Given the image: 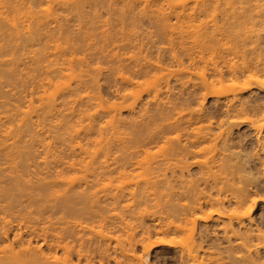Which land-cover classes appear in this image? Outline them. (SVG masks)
<instances>
[{
  "label": "bare ground",
  "instance_id": "1",
  "mask_svg": "<svg viewBox=\"0 0 264 264\" xmlns=\"http://www.w3.org/2000/svg\"><path fill=\"white\" fill-rule=\"evenodd\" d=\"M10 1L11 2L7 1V3H10V4H8V6L6 5L7 7H6L5 11L1 12L0 23L2 24V26L4 28L0 24V27H1L0 28V32H1L0 34L2 35L4 29L6 30V28H8V31L10 30V32L4 31L6 33L2 36L6 37V34H9V37L7 35V37L9 39L4 40V41H11L12 40L11 42L14 44H16V42H13V41H16L17 39L19 41L21 39L23 41L24 40L25 41L26 40L27 41L28 40L34 41V39H38V38H42V37L44 38V36H41L42 35L40 33L41 31L38 32V30H35V31L33 30L34 33H32L31 29H33V28H30V27H33L32 26L34 24L33 19H36L37 13L41 12V11H43V12H41L43 14H44V12H46V13H45V15H43V14L40 15L41 17L38 15L39 16L38 19L45 18L46 20H49V22L50 21L53 22L51 20V18H53L55 24L56 25L58 24L57 25V27H59L58 33H60V30H62L61 33L59 34V37L57 36L56 39H58V40H61V39L65 40L66 39V41H67L70 39L86 38V37H89L90 35H92V36H90V38L93 37L94 35L89 34L88 31L84 32L83 34L82 33L80 34L79 31H78L79 34H75L74 31L73 32L70 31L71 30L70 28H72L76 22L80 21L79 24L83 25L84 23H82V21L86 20L87 22H91V21L94 22L93 19H95V21H96V19L100 20L102 22L101 25H103L104 23L108 24L109 22H111L110 25L113 23L114 26L116 25V27H118L119 25H122V26L130 25L132 27V25H134L136 28V26H138V25H149L152 28H155V30H157L156 34H159L158 32H160L159 30L162 27L163 28L164 27L166 28V26H167V28L173 27L176 23L180 22L182 19H186V18L190 17L191 20H189V18H188V20L191 22V24L193 21L199 22V24L197 26L199 28L201 23H203L202 20L205 19L204 17H207L208 14H210L209 12L212 9L213 10L217 9L216 8L217 6H222L224 8V9L223 8L222 9L226 12V16H227V17L225 16L226 20L224 19L225 24H227L226 28L227 29L229 28L230 32L231 31L234 32V33L233 32L232 33L235 34L234 38H236L237 41L239 39H241L240 37L242 35L240 36V34H242V33H240V32L245 31V32H243V34L244 33L246 34V38H245L246 41L249 38L250 41L253 43L259 42L258 44H260V41H262L264 44V33H263L264 32V20H263L264 19V3H263L264 0H219L218 3H214V1L212 2V0L211 1L210 0H13V1L10 0ZM217 1H215V2H217ZM47 3H49V4L51 3V4H50V6L48 4L49 7L45 9L43 6L46 5ZM52 3H53V5L57 6L56 9H54V6L52 5ZM11 5H13L12 9L14 11L11 9ZM0 6H2V2L0 3ZM49 8H51L53 11L51 9L49 10ZM11 11L13 12V13H11L12 15L15 13L13 18L9 14ZM46 14H50L51 17H49L50 15L49 16L47 15L49 17V19H47ZM71 14H75V16L74 15H72V16L76 19H74L73 17H72L73 19L70 18ZM9 15L11 17H9ZM9 18L10 19L12 18V19L9 21ZM23 18H26V19L32 18L30 20L33 22V24L31 23L30 20H27V22L25 19L22 20ZM201 18H202V20H201ZM79 19H81V20H79ZM24 21H25V23H28L30 21L29 24H31V26L29 24H26L27 29H28V25L30 26L29 30H24V28H25L24 27V25H25ZM86 21H84V22H86ZM103 21H104V23H103ZM186 21H187V19H186ZM46 22L47 21H45V20H44V22L42 21V23H43L42 26H44V23H46ZM182 22H180V24ZM9 23H12V24H10V25H12V27H9L10 26ZM94 23H92V27H94V25H93ZM99 23L100 22L98 21V23H95V24L97 25ZM38 24L40 26V22L39 23L37 22V25ZM55 24H54V26H55ZM76 24H78V23H76ZM87 25H88V23H87ZM110 25H108V28ZM103 26H105V25H103ZM180 26H182V25H180ZM89 27H91V26H89ZM99 27H100V24H99ZM112 27L113 26H111V29H112ZM96 28H97V26H96ZM198 28H196V29L198 30ZM204 28L206 29L207 27H204ZM50 29H52V28L50 27ZM54 29H56V28L53 27V29L51 31H53ZM205 29H203V32H198V34H200V35L203 34L202 35L203 36L202 42H204V43H205L204 40H206L204 38L208 39V37L205 36V35H207V34H205V32L207 33V31H208V33H210V31L207 30L208 28L206 29V31H205ZM77 30H78V28H77ZM93 30H95V29H93ZM28 31H30V32L27 34ZM51 31H48L49 32L47 34L48 36H52ZM35 32H38V33H35ZM111 32H113V31H111ZM117 32H118V30H117ZM123 32L124 31H122L121 33H123ZM58 33H56V35ZM102 33H103V31H102ZM114 33H116V31ZM196 33H197V31H196ZM212 33L214 34V32H212ZM212 33H211V35L210 34H208V35L212 36ZM49 34H51V35H49ZM111 34H113V33H111ZM1 35H0V37H2ZM100 35H102V34H100ZM104 35H106V34H104ZM104 35H102V36H104ZM136 35H138V34H136ZM139 35H141V34H139ZM150 35H151V33L149 34V36ZM154 35L155 34H153V36ZM161 36L162 35H160V37ZM165 36H166V33H165ZM5 37H2L1 39H5ZM54 37H56L55 33L53 34V38ZM98 37H99V33H98ZM113 37L116 38L118 36L116 35ZM113 37H111V38H113ZM129 37H132V36L129 35ZM49 38L52 39V37H49ZM149 38H151V36ZM1 39H0V41H1L0 42V51L6 52V49H4V48H7V50L8 49L10 50L11 48L13 49L14 47H16V45H13L11 42H8V43H11V46L8 43L6 44L5 42L4 43L7 45V47L4 46L5 44L3 43V41ZM45 39H48V38H45ZM196 39H195V41H196ZM182 41H184V40H182ZM1 43H2V45H1ZM198 43H199V41H198ZM245 44H246V42L244 43V41H243V44H241V45L244 46ZM195 46H196V44H195ZM17 47H20V46L17 45ZM204 48H205V46H204ZM12 49L10 50V52H9V50L7 51L10 53V55L8 53L7 54L2 53V55H0V62H1L0 65L6 66V64L8 63V66H6V68L8 69V67H9L8 72H7V69L5 67H4V71L6 70L5 72L0 71V81H1L0 83H5V82L11 83V81H7V78H6V81L4 80L5 82H3V79H5V76L6 77L9 76V77H11V79H14L13 78V76L15 75L14 66L18 60L16 61V59H17V57L15 55L16 52H13L14 49L13 50ZM17 49H19V48H17ZM255 50H256V48H255ZM200 51L201 52H199V53H202L201 47H200ZM252 51L254 53V50H252ZM11 53L13 55H11ZM0 54H1V52H0ZM14 55H15V57H14ZM175 56H176V54H175ZM175 56H173L174 59H175ZM5 57H7V58L9 57V58L7 59ZM200 57L201 56H199V58ZM194 58L196 59V57H194ZM3 62H6V64ZM54 64H55V62H54ZM182 64L183 63H181L180 65H182ZM9 65H12L11 66L12 68H10ZM57 65H59L58 62H57ZM62 65H60V66H62ZM60 66L56 67L54 70L51 68L53 71L48 69L50 71V74L53 73V76H51V75L47 76L49 73L48 74L46 73L47 78H46V81L44 83H42V85H43V88L48 86L47 88L48 89L50 88V89L46 90V88H44L45 89L44 94H46L47 92H50L52 89H53V91H51L52 93L50 92L51 93L50 97H49V95H47V98L49 97L48 99L42 98L44 103L41 101V99L38 100V101H40L39 107L41 106V103H42V106L44 105L43 107L45 108V104L47 105V102L49 101L48 105L50 106V109H49L50 112L53 109H54V112H56L55 109L58 106H60L61 104L63 107V103H64V102L62 103V101L59 102V99L63 98V101H64V99H66V97H68V98L73 99V100H71L72 102H74L72 104L78 105V102L83 103L85 101V103L87 102L89 106H91V107L95 106V108L99 107L101 110L99 108L98 109L100 111L104 112V110H103L104 106L110 105V104H107L106 102L104 103L101 96H99L100 94L98 93V83L96 80H93V78L91 79L92 75H90V77H88L89 80H86L88 78H84L83 76L82 77L84 79H82L80 75L77 78L78 74H76V76L74 75L75 77H72V73L74 74L75 71H73L74 70L73 67H72L73 68V70H72L71 65H70L69 71L72 73L69 72L70 74H67L65 72L64 66H63V68ZM53 67H54V65H53ZM2 68L3 67H1L0 69L2 70ZM157 68L160 69V71H162V70L167 71V74L170 76L176 74V76L178 77V75H179L178 73H176L177 70L174 69L172 66H171V68H173V69H171V70H170V68L168 69L167 67L166 68H164L162 66L159 67V64H158ZM184 68H185V65H184ZM181 69H183V67H181ZM67 70H68V68L66 69V71ZM143 72H144V70H141V71L139 70L138 74H144ZM238 72H241V71H239L237 69V67H235V66H232L230 68L215 67L213 69L212 73L208 76V78H205L203 80V84L201 83L203 86L201 88L206 90L205 97L208 95H210V96L213 95V97L217 98V100L214 103L216 111L221 110V109L222 110L225 109V111H223V113L225 114V116L228 117L226 119V121L224 120L225 122L223 123V126H222V127H224V131H222L223 132L222 133V136H223L222 137V139H223V145L222 146L224 147L223 148L224 154H225V152L227 154H225V155L223 154L224 155L223 158H222V156L220 157V161H222V162H220L221 163L220 165H218L217 162L215 163L216 165L221 167L220 168L221 171L219 170L221 174L219 172L213 170V169H215L214 167L216 166V165H214L215 161L213 158H212L213 163H210V160L208 161L207 157L205 155H204V157H206V158H203V160H202V158H200V157H202L201 155H202V153H204V151H203V149L198 148L199 147L198 144H199L200 140L202 143L203 139L206 140V138L212 137L213 136L212 131L210 130V131L205 132L203 130V128H200V127H198L199 129L194 128L197 131H194V134H193L194 139H192L193 138L192 136L189 137V134H190L189 132H191V131H189V129H191L190 124L187 125L186 123H184L182 118L181 119L179 117L174 118L173 117L174 114L172 113V110L169 109V107H168L169 111L166 113L164 112V110H161L165 116L163 114H159L160 117L159 116L158 117L159 118L162 117V119L159 120L160 123L162 122L160 125H158L159 123L155 122L156 123L155 129L154 128H153V130L149 129L151 131H149V132L147 131V134L144 138L142 136H140V138H138L139 136L137 137L138 140L142 139L141 142L138 141V144L142 143V144H140L142 148L139 147V149H141V151H144V153L142 152L143 154L139 151V149L136 150L138 147L135 146L134 141H136L137 138H136V140L131 139V140H133V143H132V141H129L130 139L127 140V141H129L128 144L129 143L134 144V146L136 148L135 147H132V148H134L133 150L139 152V155L145 156V154L147 153L146 157H145L146 161H147V157L149 156L148 155L149 152H151L149 149H147L148 145L150 147L151 146L150 144L163 143L164 145H160V151H161V147L163 150H164L163 146L166 147V150H164L165 151L164 153H162V151L161 152L158 151V149H157V152H159L161 154V157H160L161 159L159 158L160 160H158V159L151 160V163H152V161L153 162L157 161L156 164L153 163L154 164L153 165L150 163V161L149 162L147 161L148 162L147 165H150L151 168L148 166H146L147 168L144 167L142 170V173L140 171L141 174H139V175L135 174V172H134L135 176L138 175V177H141V179L137 178V179H139V180H137V182H136V180H133V178H132L133 176L131 175L132 172L130 173V171H131L132 167H133L132 170H135L134 164L135 163L140 164V162L138 161V159H136L137 157L135 159L139 163L137 161H134V159L132 157H129L130 159L125 158L128 155L127 150L124 151L123 149H121L124 152L119 150L120 153H124L126 155H124V157H122L123 160H119L120 162L116 163L117 165L115 164L116 165L115 167L114 166L112 167V165H110L111 167L106 166V164H102V162H103L102 160L99 163L98 159H96V157L102 152L103 146H101L99 149L96 150L97 152L98 151L99 152L95 153L94 160L89 159V158H93L92 153H93L94 149L98 147L99 143L101 144V141L105 140V139L101 140L103 138L102 136L99 139V136L102 135L101 131H102V128H104V126L100 127V129L98 130L100 133L97 134V133H95V131L93 132V134L95 133L98 135V137H96V136L95 137L100 142L95 138L98 142V145L95 144L97 147H94V149L93 148L91 149L92 157L88 156V158H86L87 154L90 152V151L88 152V150H90L88 148H90L91 145H94V144H90V146H89L88 144H86V142H88V141L90 143L92 141L96 142L95 140H93L94 136L91 137V135L87 134V132H86L88 129L91 130L90 132H92L95 129V125H94L95 119L93 120V122H94L92 124V125H94L93 127H92V125L90 126L88 121L91 120V118L92 119L98 118L96 116L99 115V113H100V112L98 113L97 111L93 113V111L91 110L93 108L90 109L91 113H92L90 115H87L85 112H83L86 114V117L89 119L87 121L88 122L87 124H89L88 125L89 127H87V130H85L84 132H86L87 135H90L89 139L93 138V139H91V141L88 140L85 142L86 149L83 148V147H85L83 145L82 146L77 145L78 144L77 141H74V139L72 140V138H70L71 140L67 139L68 141H70L69 143H67L66 139L63 138L64 139V141H63V140H61L62 137H60L59 140H60V143L61 142L62 143L61 144L59 143V146L63 144L62 146H64L65 149L68 147L67 150L69 152H70V150H72L71 154H74L76 152V150H74V148L76 146H78L77 147L78 150L80 147L81 150L79 151V153L82 150L87 151L88 153L84 151V153H86L85 154L86 156H84V157L86 159H89L93 163H95L96 162L95 160H97L100 167L97 166V163L95 164V166L93 165L91 167V165L93 164L92 162H90L89 165H88V163L84 164L85 162L89 161V160L87 161L86 159H85V162L82 160L83 164L88 165V167L90 169L88 167L84 168V165H81L79 163L80 161H78V160H81V159H78V160L76 159L78 162L77 161L75 162L72 160H71V162H69V161L67 162L65 159H63L66 162L63 163V161H61L62 162L61 163V162H58L61 158V157H59V160L58 161L56 160V163L58 162V164L55 163L57 166L54 164L56 166V167H54L52 164L53 167H51V168H55L53 170L54 174L51 173L50 176H48V177L44 176V177H46V180H43L45 178L42 177V180L44 182H42V180L39 182V180H38L39 183L36 182L37 183V185H36V183L35 184H29L28 183L31 180H32L31 183H33V180H34V179H32L33 177L31 176L32 173L29 174V171L26 174H27V176L30 175L32 178L28 176V178H26V179H28L29 181L28 180L25 182L21 181L22 178H24L23 176L25 174H23L24 172H21L19 169L23 168L24 165L18 164L17 163L18 161L17 162L14 161L16 163H14L15 165L11 166V167H13V169L10 172L7 169V167L9 168V165L12 163V160H10V163H6V161H5L4 163L8 164L5 167V169L8 170V172L12 173V174L11 175H9L8 173L4 174V172H7L4 169V167H3L4 171L1 170L2 168L0 169L1 172L3 171L2 173L5 175V177L8 176L7 179L5 177L2 178V176H4L2 174L0 176V204L4 205V206H0V264H109L111 261H114L115 264H147L148 258L146 257V255L141 256L137 252L136 246L138 243H141L140 245L146 246V244L144 245L143 243H145L148 240L151 241V236L154 234L157 236L156 238L158 241V242L154 241L155 244L160 243L161 245L165 244V245H169V246L176 244V243L178 244L179 241L175 240L174 238H173V240H171L172 237L175 236V238H176L177 235L179 238L182 237L181 234H183L185 231H187V227L189 228V226L195 228L196 226L199 225L201 227L200 231L202 233L203 232L202 229L204 227H205V229H207L206 223L214 220V219H212L213 214H214V212H213L214 210L213 211L211 210L212 212L210 213L208 211L209 208H211V209L217 208L218 210H216V212L218 211V212H220L219 214L221 216L229 218V225H227V226L225 225L226 226L225 234L230 233L231 235H233V237L234 236L239 237L241 240L239 242L240 246H243L244 247L243 249H245V251H246V254L245 253L244 254L248 256L247 252L249 253L248 257L247 256L245 258L239 257V255L241 256V254H238L239 252H237L239 245H237V247H236V246H234V244H232V242L229 239H227V240H229V242H228L229 245L227 244L228 246H225L227 248H225V251H223V252H225L224 253L225 257L228 254V256L226 257V259H227L226 261L228 263L230 262L231 264L233 262L234 263L235 262L236 263L237 262H239V263L244 262L245 264H256L257 262H261V261L263 262L264 261V178H263L264 174H261V172H259L257 169L256 170L258 172H256L254 170V162L256 160L254 161L255 157L252 158L250 156L251 153L248 155H244V153L242 154L239 151L236 152L237 151L236 149H238V146L240 147V149H242L241 148L242 146H240L242 142L247 140V141H250L251 143H253L251 140L253 137H256L255 136L256 134L258 136V134L260 133L259 131L262 129V125H260V124H262V122H259V123L256 122L255 123V121L248 120V119H245L244 121H241V122H235V121L230 122V119H229L231 117V114L234 111L237 113V111L242 112V111L246 110V108H245L246 102L242 101L243 93H246L247 90H251L252 86H254L255 83H260V78H259L260 76L255 75V74H257V73H255V74L249 75L247 77V79H245L243 82H240L239 77L236 76V73H238ZM131 74H133V73H131ZM230 74L235 75V76H233L234 77L233 83L230 86L222 87L221 89H216L215 85L216 84H222L225 81L226 76L230 75ZM70 75L72 78H75L76 83H73L74 79L70 78V80L72 82L69 80L73 85H75L74 87L70 83L67 84L68 82H66V80H65V78H68L67 76H70ZM87 75H88V73L85 74L84 76H87ZM135 75H136V72H135ZM121 76L124 79V81H122L123 84L125 86L126 85L127 86H126V88L122 87L125 89L123 92H121L122 94L119 92L120 97H118L119 95L117 96L119 98V99H117V101L119 100L118 102H114V104L112 103V105H110L108 107L106 106L107 110H111V111L113 110L115 112V114L113 116H110L109 119H111V120H108V122L106 121L108 124L110 123L109 125H111L113 127L116 124V121H118V120H119L118 124H119V122H121L123 124L126 121L121 117V111H124V109L125 110L128 109V110L134 112L136 109H139V108H137L138 102H139V104H141L140 100H141V96L143 94L141 92L135 91L134 88L135 87L139 88L145 84H148L147 82H149V81L146 82L144 79H143V81L142 80L140 81L139 79L135 80V78L138 77V75L135 78H133L134 76L130 77L129 75L126 76V75L121 74ZM142 76H141V79H142ZM180 76H181V74H180ZM151 78H152V76H151ZM176 81H177V78H176ZM8 83H7V85H11ZM11 87H12V89L7 91V93H9V95L11 94L10 96L13 97L12 99H7L8 97L5 96L6 93L4 94L2 92V89L0 90V122H1L0 124L5 126V129L3 131L6 133V134L2 133L3 136L2 135L0 136L2 138L4 137L3 138L4 140L0 138V154L2 153V155H0V156H3V157H0V158H2L1 162L3 161V159H5V160L7 159V161H8V159H10L11 156L15 157L13 155H15V153L17 151L16 148L18 146H20V143L22 144L23 143L22 140H24V139L21 140L19 138L21 141L20 142L19 139H17V137H19V134H20V132L18 134V131L21 129L20 127L23 126L24 123H26V121L24 122V119H22L21 123L23 122V125H21V123L19 122L18 119L22 115H24V116L26 114L28 115L27 112H30V110L32 109V106L34 107V105L33 104L31 105V103L28 101L29 104L26 107V110L28 109V111H26V112H25V110L22 111L21 107L19 106V104L17 102V99L15 98L17 95L16 87L15 86L13 87V85H11ZM57 90H58V92H57ZM14 92H16V93H14ZM40 92L42 93V91H39V93ZM53 92H57L56 93L57 96H55V94ZM33 93L34 92H32V94ZM34 94H36V93H34ZM194 95H196V94H194ZM30 96L33 97L34 95L32 96L30 94ZM32 99H30L31 102H32ZM44 99L46 100V103H45ZM66 100H67L66 104H68V102H70V99H69V101H68V99H66ZM52 101H53V103H52ZM151 102L152 101L150 100V104H151ZM171 103H173V101ZM70 104H71V102H70ZM147 105H149V104H147ZM173 105H174V103H173ZM76 106L74 105L73 109H75ZM162 106H163V104L161 105V107ZM159 107H160V105H159ZM35 108H37V107H35ZM46 108L48 109L49 107H46ZM109 108H111V109H109ZM145 108H146L145 110L148 109L147 106ZM163 108H166V107L163 106ZM174 108H175V106L173 107V109ZM41 109H42V107H40V110ZM79 109H81V108H79ZM159 109L160 108H158V110ZM46 111H48V110H46ZM73 111L75 112V110H72V112ZM80 111H79V113H81ZM116 111H119L120 113H116ZM176 111H177V109H176ZM72 112H70V113H72ZM133 112H132V114H133ZM148 112H149V110H148ZM48 113H49V111H48ZM52 113H53V111H52ZM65 114L67 115L68 113H65ZM85 114L81 113V115H83V117H85ZM109 114H108V116H109ZM75 115H77V114H75ZM102 115H104V114H102ZM154 115L157 116L158 114L157 115L154 114ZM71 116H73V115H71ZM108 116H104V117L107 118ZM118 116H120V117H118ZM153 116L151 115V117H153ZM212 116H214L213 113H212ZM112 117L116 121H112ZM117 117H118V119H115ZM158 117H156V118L154 117L153 120L158 121V119H157ZM26 118H27V116H26ZM81 118H82V116L80 117V119ZM87 118H83V119H87ZM130 119H133V118H130ZM46 120H47V118H46ZM16 121H18L20 123V125ZM109 121L115 122V124L113 125V123H111ZM55 122H57V121H55ZM55 122L52 121L51 123H55ZM127 122L128 121H126V123ZM187 123H190V122H187ZM63 124H65V123H63ZM247 124L249 126L248 128H246L247 126L246 127L244 126ZM14 125H15V127H16V125L20 126V127H17L18 130L15 129ZM122 126L124 128L126 127L125 125H121V127ZM152 126H153V124H152ZM58 127L59 126H57L56 128H58ZM85 127H86V125H85ZM113 127H111V128H113ZM119 127H120L119 125H118V127H116V125H115V128H113L114 130L113 129L112 130L114 132H117L119 130ZM242 127H245L247 130L246 129L243 130ZM48 128H50V127H48ZM69 128L72 131L73 128H71V126ZM69 128L67 130H69ZM234 128H235V130L238 131V133L234 130ZM130 130H129V132H130ZM242 130H243V132H241ZM175 131H181V132L186 131L187 132L186 134H184V135L188 134L187 135L188 137L186 136L187 140L185 139L186 143L182 144L180 142V137H178V136L173 137V139H172V137L170 138L169 134H173ZM53 132H56V131L53 130ZM90 132L88 130V133H90ZM135 132H136V130H135ZM64 133H66V132H64ZM138 134H139V131H138ZM142 134L144 135V133H142ZM252 134H253V137H252ZM112 135H114V133L111 134V136ZM131 136L135 138V136H133V135H131ZM54 137L57 139V135ZM54 137H53V144L56 143V139ZM128 137L131 138L130 135ZM87 139H88V137H87ZM117 139H118V141H121L124 139V142H125V138H123V137L122 138L119 137ZM175 139H177L178 141ZM255 139H257V137ZM108 140L109 139H106V141H108ZM181 141H183V140H181ZM7 142H9V144ZM63 142H66L68 145L70 144V146L66 145L67 146L66 147L65 146L66 143H63ZM71 142H72V144H74L73 142H75V144L77 143L76 146L74 144V146H75L74 147L71 144ZM18 143H19V145H18ZM109 143H107V142L105 143V141H104V144H109ZM117 143H121V142H117ZM117 143L115 144L116 146H118ZM136 143H137V141H136ZM244 143H243V145L245 146L246 144H244ZM50 144L51 143H49V145ZM104 144H102V145H104ZM124 144H125V147H124V145H123V147L126 148L127 144L126 143H124ZM138 144H136V145H138ZM121 145H122V143H121ZM54 146H56V145H54ZM54 146H52V147H54ZM87 146H89V147H87ZM128 146L130 147L131 145H127V148H129ZM244 146H243V148H244ZM48 147H50V146H48ZM249 147H250V145H249ZM55 148L57 150V147H55ZM106 148H108V147H106ZM9 149L11 151V152L9 151L10 155H11V153H13V155H11L9 158H5L4 157L6 155L5 151L9 150ZM48 149L52 150V148H48ZM48 149H47V151H49ZM65 149L63 150L64 152H65ZM110 149H107V150H110ZM245 149H247V148H245ZM245 149H243V150H245ZM67 150H66V152H67ZM130 150L132 151L131 147L129 148V153L131 152ZM248 150H250V148ZM59 151L60 150H58V153L57 152L54 153V156L59 154ZM135 151H132V153H133L132 155H134V153H135V154H137L138 157H140L138 155V153H136ZM245 151H246L245 153H247V150H245ZM3 152L5 153V155L3 154ZM9 152L7 151V154ZM105 152H104V155H105ZM252 153H253V151H252ZM16 154H18V153H16ZM63 154L61 156H63ZM68 154H70V153H67V155L65 153V156H68ZM91 154L89 153V155H91ZM96 154H98V155H96ZM152 154L153 153H151V155ZM156 154H158V153H156ZM156 154H155V156H156ZM22 155H24V154H22ZM78 155L79 154H77V156ZM108 155H109V153H108ZM8 156H9V154H8ZM8 156H6V157H8ZM19 156H20V154H19ZM51 156H53V155H51ZM54 156H53L52 160L57 158ZM57 156H59V155H57ZM65 156H63V158ZM72 156H74V155H72ZM80 156L81 155H79L78 157L84 158L83 156H81V157ZM110 156H111V154H110ZM121 156H123V154ZM135 156H133V157H135ZM158 156L159 155H157L156 158H158ZM68 157H71V156H68ZM74 157L76 158V155ZM152 157L154 158V156H152ZM115 158L116 157H114V159ZM145 158H144V160H145ZM20 159H22V158L20 157ZM66 159L70 160V159H72V157L66 158ZM102 159H105V158L102 157ZM108 159H111V158H107V160ZM259 159H260V157H259ZM52 160H51V163H54ZM207 161L210 163V165L213 164L212 166H214V167L208 166ZM4 163L2 162L1 164H4ZM19 163H20V161H19ZM21 163H23V162H21ZM143 163H142V165L144 166ZM259 163H260V160H259ZM100 164L105 165V166H101ZM20 165H22V166H20ZM151 165H153V166H151ZM262 165H260V166H262ZM15 166L16 167L19 166L20 168H16ZM78 166H80V167L78 168ZM81 166H82V168H81ZM154 166H156V167L153 168ZM195 166L198 167V169H197V167H196V169H197V173H199V174H196V173L195 174L198 176L200 175L197 180L193 179L195 174L192 173V168ZM11 167H10V169H11ZM142 167H140V168H142ZM260 168H262V167H260ZM260 168H259V170H260ZM16 169L18 171H13ZM21 170L24 171L25 169H21ZM147 170H148V173H147ZM155 170H156V172H155ZM21 173L23 174V176ZM144 173H145V175H143ZM152 173H154V175ZM217 173H219V175ZM43 174H45V173H43ZM46 174L48 175L49 173H46ZM78 174L82 175V176L79 178ZM142 175L144 176V178H148L147 175L149 176L148 179H145V184L142 182V181H144V180H142V177H143ZM155 176H157V177H155ZM154 177H155V179H154ZM9 178H11L10 181H8ZM30 178H31V180H30ZM151 178H153V179H151ZM194 178H196V177H194ZM199 181H201V182H199ZM115 182L117 183V185L115 184ZM140 182H142V185L147 186V188H145V186H144V188H142ZM103 183H107V184L103 185L104 186L103 187L102 186ZM111 183H114L115 185L111 184ZM109 184L111 186H109ZM101 186L103 188L102 190L106 189V186H107L108 190L102 191L104 193L103 194L101 193L102 195L99 196L98 193L100 194V192H97V191H98V188ZM148 186H149V188H151V191H149L150 189H148ZM201 186L203 188H201ZM110 187L112 188V190L111 189L109 190ZM145 189H148V191H145ZM93 190H95V191H93ZM153 190H155V192L160 190L161 196H159V195L158 196L161 198H159L158 196H155V192H153ZM147 192H148L149 196H150V194L153 193L154 197L151 196L152 197V198L150 197L151 200L154 198V200L156 199L158 202L159 201L160 202L165 201V203L162 202V204L164 205L163 208L159 205V207H161L163 210L160 211L158 217H157V213L155 214L154 217H152V218L157 217V219L153 220V219L149 218V219L153 220V223L150 224L149 226L146 225L147 222H145V221H147V220H145V217L141 216V215L146 214V213H144V211H143V214L139 215L136 211V208L138 209V207H139L138 205H140V204H138L137 205L138 207L135 205L138 202L137 203L134 202V205H133V203L130 201L132 204L131 203H130V205L128 204L129 206L126 204V199H127L126 197L128 195H130L131 198H135V200L131 199L132 201H136V199L137 200L139 199L140 201H142L143 199H146L148 197L147 196L148 194H145ZM140 193H141V195H139ZM148 198L146 200L149 203L150 201L148 200ZM30 199H32V201L36 200V202L38 201V203L42 202V204L45 206L43 209L41 207L42 210L38 209V216H37L38 218L32 219L33 217L29 218V216L22 214L23 209H24L22 207V205L24 204V201H26V200L30 201ZM128 199H129V197H128ZM144 202H141V203H144ZM181 202L183 204H180ZM31 203H33V205H35L34 202H31ZM38 203H36V204H38ZM121 203L126 204V205L125 204L124 205L128 210V215H127V213L125 214L126 211L125 212L123 211L124 212L123 214L125 216H123V215L122 216L127 217V218H123V219H125V220H123L120 217L121 222H119V226L118 225L117 226L119 229L124 230V228H125L124 234L126 235V237L128 239L125 238V235L123 234L122 230H121L122 231L121 236L123 234V236H124L123 238L121 236H118V235H116L114 238H112V236L108 237L107 236L108 234L106 233L105 237H100V235L98 236L99 238H101L99 241L97 239H93L91 232L92 233L94 232L92 224H94L93 221H95V219H93V221H90V220L93 217H95V216H93L94 215V210H93L94 207L99 205V207L98 206L97 207L100 208L101 211H100V213H98V212H95V213L97 216H99L103 220L105 215L103 216L101 214V212L103 214L104 213L106 214V212H107L106 210L104 211V209H108L109 206H111V205H115L117 208V205H120ZM122 204H121V206H122ZM38 205H40V203ZM124 205L122 207H124ZM131 205L134 206V208H135L134 210H132L133 206H131ZM157 205H158V203H157ZM130 206H131V209L129 208ZM95 209H96V207H95ZM230 209L231 210L233 209L231 211L232 213H230L228 211ZM96 210L98 211V209H96ZM114 210H115V207H114ZM146 210H148V209L146 208ZM159 210H160V208H159ZM257 211L260 212V214L258 217L257 216L254 217V215ZM2 212H4V214ZM6 212H7V214H6ZM228 212L230 213L229 215H228ZM97 213L100 214L101 216L98 215ZM119 213H121V212H119ZM130 213H132V214H130ZM140 213H142V212H140ZM32 214H34V213H32ZM48 214H49V216L47 217L46 215H48ZM44 215L46 216V218L43 217ZM113 216L114 215H112V217ZM30 217H31V215H30ZM129 217H131V219H133V223H134V221L137 223V224L133 225L135 227V229L137 228V230H139L138 228H141L140 231H138V232H142L141 235H138L137 230H135L133 226H130L132 224L129 223V220L130 221H132V220L129 219ZM105 218L107 219V216ZM41 219L43 220L42 223H41ZM98 220H99V218H98ZM16 222H18V223L20 222L19 225ZM106 222H108V221H106ZM112 222L110 220L111 224H112ZM200 222L201 223L203 222L205 226H202ZM212 222H214V221H212ZM15 224L18 226H15ZM115 226H116V224H115ZM96 227L97 226H95V228ZM106 227L108 228V226H106ZM132 227H133V230L131 229ZM207 227L209 229V226H207ZM107 228H104V229L107 230ZM115 228H116V230L115 229H113V230L117 231L118 228L117 227H115ZM100 229H101V227H100ZM87 230H90V232ZM130 230H132V231H130ZM97 231H99L100 233H98ZM97 231L96 232L98 234H103L102 231H104V230L100 231L98 229ZM206 231L203 232V237L199 238L202 241V243L203 242L206 243V241L209 240L207 238V240L204 241V238H205L204 235H205ZM126 232H128L129 234H131V233L132 234L127 236L128 233H126ZM97 233L96 234L93 233V235H97ZM110 233H111V231H110ZM112 233H113V231H112ZM133 233H134V235H133ZM85 234H87L88 236L91 234L92 237L87 239L88 237ZM170 235L171 236L173 235V236L171 237ZM183 235L185 236V234H183ZM26 236H27V238H26ZM84 236H86V239H84L85 238ZM103 236H104V234H103ZM168 236L171 237L170 241L166 240V239H169ZM206 236H207V234H206ZM116 237H121L122 240L119 241L118 238H116ZM152 238H153V236H152ZM26 239H28V240H26ZM114 239H115V241H118V243L115 242L116 248L114 246L113 251H112L111 243L107 244L105 242H107L109 240L112 241ZM152 240H155V239H152ZM34 241H35V243H33ZM122 241H125V242H122ZM150 241H149V243L152 246V244H154V243H153V241H152V243ZM26 243L28 244V246ZM24 244H26L25 247L26 246L28 247L27 249L24 247ZM180 244L181 245L184 244L182 247L184 249L185 242L180 243ZM165 245H163V246H165ZM181 245H179V247ZM196 245H199V244H196ZM203 246H201L202 248L201 247L200 248L204 249ZM21 247H24L26 250L25 249L23 250ZM173 247H175V246H173ZM178 249H181V248H178ZM239 250H241V249L239 248ZM22 251H23V253H22ZM27 251H28V254H27ZM208 252L209 251H207L206 249L202 250L201 252L197 251V254H199V255H196V256H192L191 253H187L188 254L187 257H185L186 255L184 256L182 254L181 264H189V262H192L193 264H195V262H193L194 260L196 261L197 264H199V263L208 264V263H204V262H208V261L210 262V260H211L210 259L211 254H210V252L209 253ZM24 253H26V255H23ZM192 254H193V252H192ZM213 255H214V253H213ZM220 258H221V256H220ZM199 259H201V261L198 263L197 260H199ZM239 263H237V264H239ZM242 263H240V264H242ZM260 264H262V263H260Z\"/></svg>",
  "mask_w": 264,
  "mask_h": 264
},
{
  "label": "rangeland",
  "instance_id": "2",
  "mask_svg": "<svg viewBox=\"0 0 264 264\" xmlns=\"http://www.w3.org/2000/svg\"><path fill=\"white\" fill-rule=\"evenodd\" d=\"M7 1L8 2H11L10 0H0V3L2 2V6H0L1 8H0V19H1V12H3V11H5V9H6V7L8 6V4H10V3H7ZM13 1V0H12ZM211 1V0H210ZM214 1V3H218L219 2V0L217 1V0H212V2ZM215 1H217V2H215ZM4 2V3H3ZM264 3V2H263ZM48 4L49 3H47L46 5H44L43 7L46 9V8H48L49 6H50V4H49V6H48ZM7 5V6H6ZM52 5H53V3H52ZM219 5V4H218ZM12 6L13 5H11V9H12ZM54 6V9H56L57 8V6L56 5H53ZM10 7V6H9ZM219 7V8H218ZM43 8V9H44ZM53 8V7H52ZM217 9H212L209 13L210 14H208V16L207 17H204L203 19L204 20H202V18H201V20H202V22L203 23H201V25L199 26V28L197 27L198 26V24H199V22L197 21H193L192 22V24H191V22L189 21V20H191V18L190 17H188L189 18V20H188V18H186L187 19V21H186V19H182L180 22H182L181 24H180V22H178V23H176L173 27H168L167 28V26H166V28L164 27H162L159 31L160 32H158L159 34H156V31L157 30H155V28H152L151 26H149V25H138V26H136V28H135V26L134 25H132V27L130 26V25H126V26H122V25H119L118 27H116V25L114 26V24L112 23L111 25H110V23L111 22H109L108 24H106V23H104V21H103V25H105V26H103V25H101L102 24V22L100 21V20H98V19H96V21H95V19H93L94 20V22L95 23H98V21L100 22L99 24H100V27H99V24H95L93 21H91V22H87L86 20H84V21H86V22H84V21H82V23H84L83 25L82 24H79L80 23V21L79 20H81V19H79L78 21L79 22H76V23H78V24H74L73 25V27L72 28H70L69 30L71 31V32H73L74 31V33L75 34H79V32H80V34L82 33H84V32H89V34H93L94 36L93 37H91L90 38V36H92V35H90L89 37H86V38H80V39H70V40H67L66 41V39L64 40V39H61V40H58V39H56L57 38V36L59 37V34L61 33V31L62 30H60V33H58V28L59 27H57V25L55 24V22H54V20H53V18H51V20L53 21V22H49V20H46L45 18H41V19H38V17L40 16V15H42L43 13H41V12H43V11H41V12H38L37 13V15H36V19H33V21H34V24H33V22L30 20V19H32V18H29V19H26V18H23L22 20H26V22H27V20H30L31 21V23L33 24L32 26L33 27H30L31 26V24H29L30 23V21L28 22V23H25V21H24V23H25V25L26 24H29L28 25V29L26 28L27 27V25L25 26L24 25V27L26 28H24V30H29V27L30 28H33V29H31L32 30V33H34V31L35 30H38V32H40L41 34V36H44V38L42 37V38H38V39H34V41H32V40H22L21 38V42L17 39L16 41H13V42H16V44H14V43H12L11 41H4V40H8L9 38V34H6V37H7V35H8V37L6 38L5 36H2V35H4L6 32H4V31H8V28H6V30L4 29V31H3V33H2V37H5V39H1L2 37H0V39L3 41V43L5 42L6 44L8 43V42H11L13 45H16V47H14L13 49L15 50H13L12 48V50H13V52H16V57H17V59H16V64H15V66H14V69H15V71H14V73H15V75L13 76V78L14 79H11V77H6L5 76V79H3V82H5L6 81V78H7V81H11V83H8V82H5V83H0V90L2 89V92L5 94V96H7L8 98L7 99H12L13 97L12 96H10L9 95V93H7V91H9V90H11L12 89V87H11V85H13V87L15 86L16 87V92H17V95H16V99H17V102H18V104H19V106L21 107V110L22 111H24L25 110V112L26 111H28V109L26 110V107H27V105L29 104V102L31 103V105L33 104L34 105V107L32 106V109L30 110V112H27L28 113V115L26 114L25 116L24 115H22L18 120H19V122L21 123V120L22 119H24V122L26 121V123H24V125H23V122L21 123V125H23V126H19L20 125V123L18 122V121H16L19 125L17 126L16 125V127H15V125H14V127H15V129L16 130H18V128L17 127H20L19 129V131H18V134H19V132H20V134H19V137H17V139H24V140H22V144L20 143V146H18L17 148H16V150L18 151H16V153H18V154H16L15 153V155H13V153H11V155H13V156H15V157H12L11 155H10V149L9 150H6L5 152H6V155H5V153L3 152V154L5 155L4 157L5 158H9L10 156V159H8V161H7V159L5 160V159H3V163L6 161V163H10V160H12V163L9 165V168L7 167V169L11 172L12 171V169H13V167H11L12 165H15L14 163H16L17 161V163L18 164H22V165H24L23 166V168H20L19 166L18 167H16V168H20L19 170L21 171V172H24L23 174H25L24 176H23V174H22V176L24 177V178H22V182H25V181H27L28 179H26V178H28V176L29 177H31L32 179H34L33 180V183H31L32 182V180H31V178H30V180L31 181H29L28 183L29 184H35L36 182H38V180H39V182L42 180V177L43 178H45V179H43V180H46V177H44V176H50V174L52 173V174H54V172H53V170L55 169V168H51V167H56L57 165L56 164H58V162H61V161H63V163L64 162H71V160L72 161H77L78 159H81V160H78V161H80L79 163L81 164V165H84V164H87L88 163V165H89V163L90 162H92V161H90V160H94V156H95V153H98L96 150L97 149H99L101 146H103L102 147V152L98 155V154H96V155H98L97 157H96V159H98V161H99V163L101 162V160L103 161L102 162V164H106V166H110V165H112V167L114 166H116L117 164L116 163H119L120 161L119 160H123L122 159V157H124V155H126V154H124V153H120L119 152V150L120 151H128V157L126 156L125 158H128V159H130L129 157H132L133 159H134V161H137L136 159H138V161L140 162V164H137V163H135L134 161V169L135 170H132V168H131V171H130V173H131V175L133 176L132 178H133V180H136V182H137V180H139V179H141V177H138V175L139 174H141L142 173V170H143V168L145 167V168H147L146 166H148V167H150V165H147V163L150 161V163H151V160H156V159H158V160H160L161 158V154L159 153V152H157V149H158V151H160V145H164L163 143H159V144H150L151 146V148L149 147V145L147 146V149H149L151 152H149V156L147 157V161H146V154H145V156H141V155H139V152H137V151H135V150H133L134 148H132V147H138L136 150H138L139 149V147L140 148H142L141 147V145L140 144H142V143H140V144H138V141L139 142H141V140L139 139L138 140V138H140V136H142L143 138L146 136V134H147V131L149 132V131H151V130H149V129H152L153 130V128L155 129V125H156V123H159L158 125H160L161 123H160V121L159 120H161L162 119V117L161 118H159L160 116H159V114H163L162 113V111L161 110H164V112L166 113V112H168L169 111V109L170 110H172V113L174 114H172L173 115V117L174 118H176V117H179L180 119L182 118V120L184 121V123H186L187 125L188 124H190V126H191V129L193 130H191V129H189V131H191V132H189L190 134H189V137L190 136H192L191 138L192 139H194V131H197L196 129L198 128V127H200V128H203V130L206 132V131H212V134H213V136L212 137H209V138H206V140L205 139H203V141H202V143H201V140H200V142H199V144H198V148H201V149H203V151H204V153H202V157H200V158H202V160H203V158H206L207 157V160L209 161L210 160V163H213V159H214V165H216L215 163L217 162V164L218 165H220L221 163L220 162H222V161H220V157L222 156V158H223V156L225 155V154H227L226 152H225V154H224V147L222 146L223 145V139H222V131H224V127H222L223 126V123L226 121V119L228 118L227 116H225V114L223 113V111H225V109L224 110H218V111H216V109H215V106H214V103H215V101L217 100V98L216 97H213V95L212 96H210V95H208V96H206L205 97V93H206V90L205 89H203V88H201V87H203L202 86V84H203V80L205 79V78H208V76L212 73V71H213V69L215 68V67H219V68H222V67H227V68H230V67H232V66H235V67H237V69L239 70V71H241V72H238V73H236V76L237 77H239V80H240V82H243L245 79H247V77L249 76V75H252V74H255V73H257V74H255V75H259L260 77V83H255V85L254 86H252V88H251V90H247V92L246 93H243V99H242V101H244V102H246V105H245V108H246V110H244V111H237V113L234 111L232 114H231V117L229 118L230 119V122L231 121H235V122H241V121H244L245 119H248V120H252V121H255V123L257 122V123H259V122H262V124H260V125H262V129L259 131L260 133L258 134V136H257V134L255 135L256 137H257V139H255L256 137H253V134H252V142L253 143H251L250 141H244V142H242L241 143V145L240 146H242L241 148L242 149H240V147L238 146V149H236L237 151L236 152H241L242 154L244 153V155H248V154H250V156L253 158V157H255L254 158V170L256 171V172H261V174H264V44H263V42L262 41H260V44H258L259 42H255V43H253V42H251L250 41V39L248 38V40L246 41L245 40V38H246V34L244 33L243 34V32H245V31H243V32H240V33H242V34H240V38L241 39H239L238 41L236 40V38H234V36H235V34H233L234 32L233 31H231L230 32V30H229V28L227 29L226 28V25L227 24H225V20H226V18H225V16H226V12L223 10L224 8L222 7V6H217L216 7ZM223 8V9H222ZM51 8H49V10H50ZM13 10V9H12ZM48 10V11H49ZM52 10V9H51ZM14 11V10H13ZM53 11V10H52ZM51 12V11H50ZM212 12V13H211ZM11 13H13L12 11L9 13L11 16H12V18H13V16H14V14L12 15ZM45 13L46 12H44V14L43 15H45ZM52 14V13H51ZM9 15V17H11ZM39 15V16H38ZM50 15V14H46V17H47V19H49V17H51V15L48 17V16ZM72 15H74L75 16V14H71L69 17L70 18H72L73 16ZM25 17V16H24ZM29 17V16H28ZM41 17V16H40ZM44 17V16H43ZM53 17V16H52ZM227 17V16H226ZM11 18V19H12ZM74 18V17H73ZM72 18V19H73ZM10 18H9V21L11 20ZM74 19H76V18H74ZM225 19V20H224ZM44 20L45 21H47L46 23H44V26H42L43 25V23H42V21L44 22ZM98 20V21H97ZM104 20V19H103ZM264 20V19H263ZM200 21V20H199ZM37 22L39 23L40 22V26H39V24L37 25ZM195 22V23H194ZM201 22V21H200ZM87 23H88V25H87ZM92 23H94L93 25H94V27H92ZM190 23V24H189ZM1 24V23H0ZM10 24H12V23H9V25ZM54 24H55V26H54ZM182 25V26H180V25ZM203 24V25H202ZM225 24V25H224ZM48 25H50L49 27L46 26ZM87 25V26H86ZM107 25V26H106ZM108 25H110L109 26V28H108ZM177 25V26H176ZM186 25V26H185ZM1 26H2V24H1ZM75 26V27H74ZM89 26H91V27H89ZM96 26H97V28H96ZM111 26H113L112 27V29H111ZM3 27V26H2ZM9 27H12V25H10ZM50 27L53 29V27L54 28H56V29H54L53 31H51L52 29H50ZM89 27V28H88ZM116 27V28H115ZM201 27V28H200ZM204 27H207L206 29L207 30H209L210 31V33H208V31H207V33L205 32V34H207V35H205V36H207L208 37V39L207 38H204V39H206V40H204L205 41V43L204 42H202V40H203V34L202 35H200V34H198V32H203V29H205ZM228 27V26H227ZM1 28V27H0ZM4 28V27H3ZM37 28V29H36ZM61 28V27H60ZM77 28H78V30H77ZM85 28V29H84ZM92 28V29H91ZM124 28V29H123ZM127 28V29H126ZM193 28V29H192ZM196 28H198V30L196 29ZM48 29V30H47ZM93 29H95V30H93ZM123 29V30H122ZM134 29V30H133ZM206 29H205V31H206ZM34 30V31H33ZM47 32H46V31ZM81 30V31H80ZM93 30V31H92ZM107 32H106V31ZM113 31V32H111V31ZM117 30H118V32H117ZM201 30V31H200ZM228 30V31H227ZM48 31H51V33H52V36H48L47 34L49 33ZM79 31V32H78ZM83 31V32H82ZM102 31H103V33H102ZM116 31V33H114ZM122 31H124L123 33H121ZM126 31V32H125ZM196 31H197V33H196ZM8 32H10V30L8 31ZM7 32V33H8ZM24 32V31H23ZM26 32V31H25ZM30 31H28L27 32V34L29 33ZM38 32H35V33H38ZM94 32V33H93ZM120 32V33H119ZM130 32V33H129ZM135 32V33H134ZM154 32V33H153ZM212 32H214V34L212 33ZM233 32V33H232ZM1 33V32H0ZM55 33V36L56 37H54L53 38V34ZM56 33H58L57 35H56ZM98 33H99V37H98ZM111 33H113V34H111ZM119 33V34H118ZM126 33V34H125ZM151 33V38H149L150 36H149V34ZM165 33H166V36H165ZM211 33H212V36H210L211 35ZM264 33V32H263ZM88 34V35H89ZM96 34V35H95ZM100 34H102V35H104V34H106V35H104V36H102V35H100ZM108 34V35H107ZM118 36V37H113V36H116V35ZM135 34V35H134ZM136 34H138V35H136ZM139 34H141V35H139ZM153 34H155L154 36H153ZM170 34V35H169ZM195 34V35H194ZM208 34H210V35H208ZM49 35H51V34H49ZM111 35V36H110ZM129 35H131L132 37H129ZM160 35H162L161 37H160ZM245 35V36H244ZM249 35V34H248ZM13 36V35H12ZM47 36V37H46ZM147 38H146V37ZM40 37V36H39ZM49 37H52V39H50ZM97 37V38H96ZM111 37H113V38H111ZM129 37V38H128ZM135 37V38H134ZM195 37V38H194ZM12 38V37H11ZM45 38H48V39H45ZM88 38V39H87ZM99 38V39H98ZM197 38V39H196ZM199 38V39H198ZM42 39V40H41ZM90 39V40H89ZM96 39V40H95ZM102 39V40H101ZM195 39H196V41H195ZM238 39V38H237ZM182 40H184V41H182ZM192 41V42H191ZM198 41H199V43H198ZM242 41V42H241ZM243 41H244V43L246 42V44L243 46V45H241V44H243ZM1 42V41H0ZM20 42V43H19ZM4 43V44H5ZM11 43H8L10 46H11ZM184 43V44H183ZM196 44V46H195V44ZM203 43V44H202ZM207 43V44H206ZM239 43V44H238ZM253 43V44H252ZM3 44V45H4ZM4 45V46H6L7 47V45ZM20 44V45H19ZM1 45H2V43H1ZM17 45L18 46H20V47H17ZM22 45V46H21ZM198 46V47H197ZM201 47V50H202V53H199V52H201L200 51V47ZM204 46H205V48H204ZM9 47V46H8ZM13 47V46H12ZM179 47V48H178ZM10 48V47H9ZM16 48V49H15ZM17 48H19V49H17ZM253 48V49H252ZM255 48H256V50H255ZM258 48V49H257ZM4 49H6V52L4 51H0L1 52V54L0 55H2V53H8L9 55H10V50H9V52H7L8 50H7V48H4ZM3 49V50H4ZM252 50H254V53H253V51ZM173 53H172V52ZM252 51V52H251ZM257 51V52H256ZM12 52V51H11ZM12 52V53H13ZM11 53V55H13ZM176 54V56H175V54ZM198 53V54H197ZM201 54V55H200ZM15 55H14V57H15ZM175 56V59L173 58V56ZM203 55V56H202ZM180 56V57H179ZM199 56H201L200 58H199ZM10 57V56H9ZM8 57V58H9ZM172 57V58H171ZM179 59H177V58ZM193 57V58H192ZM194 57H196V59L194 58ZM5 58H7V57H5ZM7 58V59H8ZM170 58V59H169ZM2 60V59H1ZM191 61V62H190ZM54 62H55V64L57 65V62L59 63V65H55L54 64ZM64 62V63H63ZM177 62V63H176ZM180 62V63H179ZM3 63H5L6 64V62H3ZM63 65H62V64ZM171 63V64H170ZM177 65H176V64ZM181 63H183L182 65H180ZM193 63V64H192ZM0 64H1V62H0ZM50 64V65H49ZM65 64V65H64ZM158 64H159V67H164V68H170V70L171 69H176L177 70V72L176 73H178L179 75H178V77L176 76V74H174V75H168L167 74V71H160V69H158L157 67H158ZM53 65H54V67H53ZM60 65H62V66H60ZM70 65H71V68L73 67L74 68V70H73V68H72V70L73 71H75L74 72V74L72 73V72H70L69 70H70ZM184 65H185V68H184ZM1 67H3L2 68V70L0 69V71H4V67L6 68V66H8V63L6 64V66L4 65H0ZM10 66V68H12L11 66L12 65H9ZM51 66V67H50ZM58 66H60V67H62L63 68V66H64V69H65V72L67 73V74H70V73H72V77H75L76 76V74H78V76H77V78L79 77V75L81 76V78L82 79H84V78H88V77H90V75H92V77H91V79L93 78V80H96L97 81V83H98V93L100 94L99 96H101V98H102V100L104 101V103L106 102L107 104H110V105H112V103L114 104V102H118L117 101V99H119L118 97H120V93L121 92H123L125 89L124 88H126V86L123 84V82L122 81H124V79L122 78V76H121V74L122 75H126V76H130V77H133L134 75H135V72H136V75L133 77V78H135L137 75H138V77H136L135 78V80H137V79H139L140 81L142 80L143 81V79L147 82V81H149V82H147L148 84H145V85H143V86H141V87H139V88H134V90L135 91H138V92H141L143 95V97L141 96V104H139V102H138V106H137V108H139V109H136L134 112L133 111H130V110H125L124 109V111H121V117L124 119V120H126V121H128L127 123H126V121L122 124L121 122H119V124H118V121H116V120H114L113 119V117H112V121H116V124H115V122H112V121H109V122H111V123H113V125L115 124L116 125V127H118V125L120 126L119 127V130L117 131V132H114L113 130V128H115V125H114V127L113 126H111V125H109L107 122H108V120H111V119H109L110 118V116H113L114 114H115V112L113 111H111V110H107V107L108 106H110V105H106V106H104V108H103V110H104V112L103 111H100L98 108H95V106H93V107H91V106H89L88 105V103L86 102L85 103V101L82 103V102H78V105L77 104H72V103H74V102H72L71 100H73L72 98H68V97H66V99H68V101H69V99H70V102H71V104H70V102H68V104H66L67 103V100L66 99H64V101H63V98L62 99H59V102H61L62 101V103H63V107H62V104L60 105V106H58L56 109H55V111L56 112H54V109L53 110H51V112H50V106L48 105V102H47V105L45 104V108L46 107H49L48 109L46 108H44L43 106H42V103H41V106L40 107H42V109L40 110V107H39V102L40 101H38L39 99H41V101L43 102V99L42 98H47V95H49V97H50V94L52 93L51 91H53V89L50 91V92H47L46 94H44V88H46V90H49L47 87L48 86H46V87H44L43 88V85H42V83H44L45 81H46V78H47V76H49V75H51V76H53V73H51L50 74V71L49 70H54L56 67H58ZM169 66V67H168ZM171 66L173 67V68H171ZM177 66V67H176ZM0 67V68H1ZM181 67H183V69H181ZM242 67V68H241ZM247 67V68H246ZM52 68V69H51ZM68 68V72L66 71V69ZM178 68V69H177ZM189 68V69H188ZM7 69V68H6ZM8 69H9V67H8ZM8 69H7V72H8ZM49 69V70H48ZM185 69V70H184ZM245 69V70H244ZM11 70V69H10ZM52 70V71H53ZM137 70V71H136ZM139 70L141 71V70H144V74H138V72H139ZM6 71V70H5ZM4 71V72H5ZM47 71V72H46ZM51 71V72H52ZM151 71V72H150ZM185 71V72H184ZM70 72V73H69ZM184 72V73H183ZM251 72V73H250ZM48 75H47V74ZM88 73V75L87 76H84L85 74H87ZM90 73V74H89ZM131 73H133V74H131ZM151 73V74H150ZM241 73V74H240ZM180 74H181V76H180ZM47 75V76H46ZM75 75V76H74ZM132 75V76H131ZM140 75V76H139ZM143 75V76H142ZM146 75V76H145ZM240 75V76H239ZM84 78H83V77ZM141 76H142V79H141ZM151 76H152V78H151ZM176 76V77H175ZM233 76H235V75H233V74H230V75H227L226 76V79H225V81L222 83V84H216L215 85V88L216 89H221L222 87H226V86H230L232 83H233V81H234V77ZM68 78H65V80H66V82H68L67 84H71L73 87L75 86V85H73L71 82V80H70V78L71 79H74V81H73V83H76L75 82V78H72L71 77V75L70 76H67ZM140 77V78H139ZM174 77V78H173ZM229 77V78H228ZM233 77V78H232ZM122 78V79H121ZM146 78V79H145ZM148 78V79H147ZM176 78H177V81H176ZM180 80H179V79ZM2 80V79H1ZM5 80V81H4ZM13 80V81H12ZM71 82H70V81ZM77 80V79H76ZM86 80H89V78L88 79H86ZM144 81V82H145ZM1 82V81H0ZM65 82V81H64ZM65 82V83H66ZM262 82V83H261ZM7 83L8 84H11V85H7ZM202 83V84H201ZM123 84V85H122ZM126 84V83H125ZM45 86V85H44ZM122 87H124V88H122ZM254 87V88H253ZM58 89V88H57ZM205 90V91H204ZM6 91V92H5ZM39 91H42V93L40 92L39 93ZM16 92H14V93H16ZM32 92H34V93H36V94H32ZM38 92V93H37ZM57 92H58V90H57ZM57 92H53L54 94H55V96H57L56 95V93ZM120 92V93H119ZM30 94L33 96V97H31L30 96ZM40 94V95H39ZM42 94V95H41ZM122 94V93H121ZM194 94H196V95H194ZM119 95V96H118ZM141 95V94H140ZM139 95V96H140ZM190 95V96H189ZM54 96V95H53ZM118 96V97H117ZM48 97V98H49ZM14 98V99H15ZM33 98V99H32ZM47 98V99H48ZM52 98V97H51ZM50 98V99H51ZM139 98V97H138ZM30 99H32V102L30 101ZM140 99V98H139ZM45 100V99H44ZM150 100L152 101L151 102V104H150ZM156 100V101H155ZM29 101V102H28ZM173 101V103H174V105H173V103H171ZM58 102V103H59ZM149 102V103H148ZM186 102V103H185ZM44 103V102H43ZM45 103H46V100H45ZM51 103V102H50ZM49 103V104H50ZM52 103H53V101H52ZM85 103V104H84ZM144 103V104H143ZM168 103V104H167ZM176 103V104H175ZM146 104V105H145ZM147 104H149V105H147ZM163 104V106H165L166 108H163V106L161 107V105ZM66 105V106H65ZM74 105L76 106L75 107V109H73V107H74ZM82 105V106H81ZM87 105V106H86ZM159 105H160V107H159ZM177 105V106H176ZM183 105V106H182ZM80 106V107H79ZM147 106V110H145L146 107ZM158 106V107H157ZM175 106V108L177 109V111H176V109L174 110L173 109V107ZM35 107H39L38 109L37 108H35ZM72 107V108H71ZM90 107V108H89ZM168 107H169V109H168ZM178 107V108H177ZM182 107V108H181ZM25 108V109H24ZM31 108V107H30ZM44 108V109H43ZM62 108V109H61ZM79 108H81V109H79ZM91 108H93V109H91ZM158 108H160L159 110H158ZM162 108V109H161ZM59 111H58V110ZM75 110V112L73 111L72 112V110ZM93 111V113L94 112H100L99 113V115H97L96 117H98V118H91V120H89L87 117H86V114L87 115H90V114H92L91 113V110ZM96 109V110H95ZM109 109H111V108H109ZM157 109V110H156ZM46 110H48L49 111V113H48V111H46ZM63 110V111H62ZM82 113V114H85V117H83V115H81V113H79V111ZM99 110V111H98ZM145 110V111H144ZM148 110H149V112H148ZM45 111V112H44ZM52 111H53V113H52ZM88 111V112H87ZM90 111V112H89ZM111 111V112H110ZM142 111V112H141ZM159 111V112H158ZM70 112H72V113H70ZM83 112H85V113H83ZM102 112V113H101ZM132 112H133V114H132ZM176 112V113H175ZM241 112V113H240ZM62 113V114H61ZM65 113H68L67 115L65 114ZM107 113V114H106ZM111 115H110V114ZM116 113H120L119 111H116ZM178 113V114H177ZM192 113V114H191ZM199 113V114H198ZM202 113V114H201ZM212 113H213V115L214 116H212ZM223 113V114H222ZM64 114V115H63ZM75 114H77V115H75ZM79 114V115H78ZM102 114H104V115H102ZM108 114H109V116H108ZM154 114H158L157 116H155ZM197 114V115H196ZM201 114V115H200ZM60 115V116H59ZM71 115H73V116H71ZM75 115V116H74ZM151 115L153 116V117H151ZM164 115V114H163ZM167 115V114H166ZM181 115V116H180ZM26 116H27V118H26ZM47 118V120H46V118ZM49 116V117H48ZM51 116V117H50ZM82 116V118L80 119V117ZM101 116V117H100ZM104 116H108L107 118L106 117H104ZM134 116V117H133ZM159 116V117H158ZM165 116V115H164ZM53 117V118H52ZM79 117V118H78ZM118 117H120V116H118ZM118 117L117 118H115V119H118ZM154 117L156 118V117H158L157 119H158V121L157 120H153L154 119ZM83 118H87V119H83ZM130 118H133V119H130ZM151 118V119H150ZM26 119V120H25ZM95 119V123L93 122V120ZM199 119V120H198ZM81 120V121H80ZM85 120V121H84ZM89 120V121H88ZM153 120V121H152ZM225 120V121H224ZM55 122V121H57V122H55V123H51V122ZM84 121V122H83ZM89 122V124H90V126L94 123V125H95V129L92 131V132H90L91 130L90 129H88L89 130V132L90 133H88V130H87V127H89L88 125L89 124H87L88 122ZM92 123H91V122ZM107 121V122H106ZM61 122V123H60ZM156 122V123H155ZM187 122H190V123H187ZM1 123V122H0ZM16 123V124H17ZM46 123V124H45ZM60 123V124H59ZM63 123H65V124H63ZM126 123V124H125ZM86 125V127H85V125ZM108 124V125H107ZM130 124V125H129ZM152 124H153V126H152ZM49 125V126H48ZM61 125V126H60ZM94 125H92V127L94 126ZM121 125H125L126 127V129L122 126L121 127ZM157 125V126H158ZM193 125V126H192ZM54 126V127H53ZM57 126H59L58 128H56ZM71 126V128H73L72 129V131H71V129L69 128ZM102 126H104V128H102V135H100L99 136V139L101 138V136L103 137L101 140H103V139H105V140H103V141H101V144L99 143V145H98V142H97V138L96 137H98V133H100L98 130L100 129V127H102ZM113 127V128H111V127ZM152 126V127H151ZM246 128H248L249 126H248V124L247 125H244ZM48 127H50V128H48ZM69 128V130H67L68 128ZM106 127V128H105ZM131 127V128H130ZM235 127V126H234ZM245 127H242L243 128V130L244 129H246ZM60 128V129H59ZM66 130H65V129ZM109 128V129H108ZM122 128V129H121ZM194 128H196V129H194ZM236 128V127H235ZM235 128H234V130H235ZM5 129V126L4 125H2V124H0V130L2 131H0L1 133H0V136L2 135L3 136V134L2 133H5L3 130ZM113 129V130H112ZM124 129V130H123ZM131 129V130H130ZM199 129V128H198ZM53 130L54 131H56V132H53ZM83 130V131H82ZM85 130H87L86 132H87V134H90L91 135V137H93L94 136V139L93 138H91V139H93V140H95L96 142H89L88 140H90L91 141V139H89L90 138V135H87L86 134V132H84ZM104 130V131H103ZM129 130H130V132H129ZM135 130H136V132H135ZM142 130V131H141ZM202 130V129H201ZM202 130V131H203ZM243 130L241 131V132H243ZM247 130V129H246ZM51 131V132H50ZM78 131V132H77ZM95 131V133H97V134H93V132ZM138 131H139V134H138ZM203 131V132H204ZM237 133H238V131L237 130H235ZM64 132H66V133H64ZM71 132V133H70ZM123 132V133H122ZM133 134H132V133ZM185 132V133H184ZM69 133V134H68ZM74 133V134H73ZM77 133V134H76ZM87 135H85V134ZM92 133V134H91ZM114 133V135H112L111 136V134H113ZM119 133V134H118ZM122 133V134H121ZM136 133V134H135ZM141 133V134H140ZM142 133H144V135L142 134ZM175 133V134H174ZM173 134H169V136H170V138L172 137V139H173V137H180V142L183 144V143H186V141H185V139H186V136L188 135H184V134H186L187 132L186 131H175ZM6 134V133H5ZM55 134V135H54ZM192 134V135H191ZM57 135V139L54 137V136H56ZM59 135V136H58ZM108 137H106V136ZM130 135V137L131 138H129L128 136ZM131 135H133V136H135V138L134 137H132ZM21 136V137H20ZM96 136V137H95ZM117 136V137H116ZM125 138V142H124V139L123 140H121V141H118V139L117 138ZM139 136V137H138ZM23 137V138H22ZM53 137L56 139V143L55 144H53ZM60 137H62L61 138V140H63L64 141V139H66V141H67V143H69L70 141H68V140H71L70 138H72V140L74 139V141H77V145H83V146H85V147H83V148H85L86 149V144H88L89 146H90V144H94V145H91L90 146V148H88V149H90V150H88V152L91 154V149L93 148L94 149V147H97L95 144H97L98 145V147L97 148H95L94 149V151H93V158H89V159H86V158H88V156H91L92 157V154L91 155H89V153L87 152V151H85V152H87L88 154H87V156L85 155L86 153H84V151L82 150L80 153H79V151L81 150L80 149V147H79V150L77 149V147L78 146H76V144H75V142H73L74 144H75V146H74V144H72V142H71V144L75 147L74 148V150H76V152L74 153V154H71L72 152V150H70V152L67 150V146L66 145H68L66 142H63V143H66L65 144V146L67 147L66 149H65V147L64 146H62V145H60L59 146V143H60ZM87 137H88V139H87ZM138 137V138H137ZM141 137V138H142ZM188 137V136H187ZM1 139H3L2 137H0ZM64 138V139H63ZM84 138V139H83ZM97 140H96V139ZM114 138V139H113ZM136 138H137V140H136ZM190 138V139H191ZM16 139V138H15ZM20 139H19V141H20ZM52 139V140H51ZM54 139V140H55ZM68 139V140H67ZM106 139H109L108 141L110 142H108V141H106ZM112 139V140H111ZM116 139V140H115ZM130 139V140H129ZM131 139H133V140H136L137 141V143H136V141H134V144H135V146H134V144H132L133 143V140H131ZM191 139V140H192ZM4 140V139H3ZM114 140V141H113ZM127 140H129V141H132V143H129L128 144V142L129 141H127ZM175 140H177V139H175ZM174 140V141H175ZM181 140H183V141H181ZM187 140V139H186ZM254 140V141H253ZM51 141V142H50ZM80 141V142H79ZM86 141H88V142H86ZM99 141V140H98ZM104 141H105V143L107 142V143H109V144H104ZM121 142L122 143V145H121V143H117V142ZM178 141V140H177ZM256 141V142H255ZM11 142V141H10ZM21 142V141H20ZM55 142V141H54ZM85 142H86V144H85ZM100 142V141H99ZM255 142V143H254ZM8 144H9V142H7ZM49 143H51L50 145H49ZM62 143V142H61ZM60 143V144H61ZM113 143V144H112ZM117 143V145L119 146H116L115 144ZM124 143H126L127 145H131L130 147H131V149H132V151H135L136 153H138V155L140 156V157H138L137 156V154H135L134 153V155H132L133 153H132V151L129 153V148H127V145H126V148H124L125 147V144ZM243 143L244 144H246L245 146L243 145ZM58 144V145H57ZM85 144V145H84ZM102 144H104V145H102ZM136 144H138V145H136ZM250 145V147H249V145ZM18 145H19V143H18ZM54 145H56V146H54ZM114 145V146H113ZM123 145H124V147H123ZM155 145V146H154ZM48 146H50V147H48ZM52 146H54V147H52ZM68 146H70V144L68 145ZM89 146H87V147H89ZM123 148H122V147ZM243 146H244V148H243ZM52 148V150H50V149H48V148ZM55 147H57V150H56V148ZM62 147V148H61ZM105 147V148H104ZM106 147H108V148H106ZM118 147V148H117ZM135 147V148H136ZM149 147V148H148ZM46 150H45V149ZM61 148V149H60ZM111 148V149H110ZM163 148H164V150H166V147H164L163 146ZM245 148H247V149H245ZM250 148V150H248ZM23 149V150H22ZM47 149L49 150V151H47ZM65 149V152L63 151ZM70 149V148H69ZM72 149V148H71ZM107 149H110V150H107ZM121 149H123V150H121ZM243 149H245V150H247V153H245L246 151L245 150H243ZM27 150V151H26ZM58 150H60L59 151V154H57V155H59V156H57L56 154V156H54V153H58ZM66 150H67V152H66ZM100 150V151H101ZM153 150V151H152ZM163 149H162V147H161V151H162V153H164L165 151H164ZM241 150V151H240ZM243 150V151H242ZM7 151L9 152L8 154H9V156H8V154H7ZM62 151V152H61ZM106 151V152H105ZM109 151V152H108ZM123 151V152H124ZM139 151L142 153H144V151H141V149H139ZM160 151V152H161ZM252 151H253V153H252ZM29 152V153H28ZM48 152V153H47ZM104 152H105V155H104ZM111 152V153H110ZM158 153V154H156V153ZM63 154V156H65V153H66V155H67V153H70V154H68V156H71L72 157V159H66V158H71V157H68V156H65L64 158H63V156H61L62 154ZM103 153V154H102ZM108 153H109V155H108ZM113 153V154H112ZM142 153V154H143ZM151 153H153L152 155H151ZM19 154H20V156H19ZM22 154H24V155H22ZM27 154V155H26ZM77 154H79V155H81V156H86V158L84 157V158H82L81 156V158H79L78 156H77ZM84 154V155H83ZM102 154V155H101ZM110 154H111V156H110ZM116 154V155H115ZM123 154V156H121ZM131 154V155H130ZM155 154H156V156L157 155H159L158 156V158H156V156H155ZM224 154V155H223ZM254 154V155H253ZM0 155H2V153L0 154ZM51 155H53L54 157H57V158H55L54 160H52L53 159V156H51ZM72 155H76V158L74 157V156H72ZM107 155V156H106ZM113 155V156H112ZM136 155V156H135ZM163 155V154H162ZM204 155L206 156V157H204ZM6 156H8V157H6ZM27 156V157H26ZM110 156V157H109ZM133 156H135V157H133ZM152 156H154V158L152 157ZM0 157H3V156H0ZM20 157L22 158V159H20ZM52 157V158H51ZM59 157H61L60 158V160H59ZM75 159H74V158ZM99 157V158H98ZM102 157L103 158H105V159H102ZM114 157H116L115 159L117 160H115L114 159ZM137 157V158H136ZM259 157H260V159H259ZM107 158H113L112 160L111 159H108L107 160ZM119 158V159H118ZM136 158V159H135ZM144 158H145V160H144ZM160 158V159H159ZM211 158V159H210ZM213 158V159H212ZM28 159V160H27ZM62 159V160H61ZM63 159H65V160H63ZM74 159V160H73ZM77 159V160H76ZM85 159L88 161V162H85ZM100 159V160H99ZM1 160H2V158H0V169L1 170H3L4 171V169H5V167L8 165V164H6V163H4V164H1L2 162H1ZM23 160V161H22ZM51 160L54 162V163H51ZM56 160L58 161L57 163H56ZM85 162L84 164H83V161ZM105 160V161H104ZM143 160V161H142ZM259 160H260V163H259ZM14 161H16V162H14ZM19 161H20V163H19ZM77 161V162H78ZM96 162L95 163H93L92 165H91V167L94 165L95 166V164L97 163V166L98 167H100L99 166V163H98V161L97 160H95ZM107 161V162H106ZM137 161V162H138ZM142 161V162H141ZM207 161V162H208ZM258 161V162H257ZM21 162H23V163H21ZM112 162V163H111ZM138 162V163H139ZM144 162V163H143ZM56 163V164H55ZM62 163V162H61ZM111 163V164H110ZM142 163L144 164V166L142 165ZM153 163H157V161L155 162H153L152 161V163L151 164H153ZM210 163L208 162V166H212V165H210ZM256 163V164H255ZM52 164H53V166H52ZM56 166H55V165ZM60 164V163H59ZM114 164V165H113ZM116 164V165H115ZM259 164V165H258ZM263 164V165H262ZM2 165V166H1ZM22 165H20V166H22ZM88 165H84V168L85 167H88ZM101 165V164H100ZM154 165V164H153ZM153 165H151V166H153ZM218 165H216L215 167L214 166H212V167H214L215 169H213L214 171H217V172H219L220 173V166H218ZM256 165V166H255ZM260 165H262V166H260ZM101 166H105V165H101ZM138 166V167H137ZM143 166V167H142ZM3 167H4V169H3ZM10 167H11V169H10ZM80 166H78V168H79ZM111 167V166H110ZM140 167H142V168H140ZM156 166H154L153 168H155ZM196 167L197 166H195V167H193L192 168V173L193 174H199V173H197V169H198V167H197V169H196ZM217 167V168H216ZM260 167H262V168H260ZM81 168H82V166H81ZM83 168V169H84ZM89 168V167H88ZM138 168V169H137ZM151 168V167H150ZM259 168H260V170H259ZM21 169H25L24 171H22ZM90 169V168H89ZM258 171H257V170ZM6 170V169H5ZM8 170H6L7 172H4V174H6V173H8L9 175H11L12 173H9L8 172ZM152 170V169H151ZM150 170V171H151ZM220 170V171H219ZM2 171V172H3ZM13 171H18L17 169L16 170H13ZM28 171H29V174H31V176L30 175H28L27 176V174L26 173H28ZM140 171H141V173H140ZM1 172V171H0ZM0 173V176H1V174L2 175H4L3 173ZM134 172H135V174H138V175H136L135 176V174H134ZM146 172V171H145ZM152 172V171H151ZM154 172V171H153ZM155 172H156V170H155ZM158 172V171H157ZM43 173H45V174H43ZM46 173H49L48 175L46 174ZM147 173H148V170H147ZM146 173V174H147ZM219 173H217L218 175H219ZM7 174V175H8ZM153 175H154V173H152ZM156 174V173H155ZM195 174V175H196ZM221 174V173H220ZM6 175V176H7ZM143 175H145V173L143 174ZM142 175V176H143ZM151 175V174H150ZM158 175V174H157ZM194 175V177H196V178H194L193 177V179H195V180H197L198 178H199V176L198 175H196L195 176ZM78 176H79V178L82 176V175H79L78 174ZM77 176V177H78ZM141 176V175H140ZM5 177V175L4 176H2V178H4ZM10 177V176H9ZM136 179H135V178ZM147 177L149 178V176L147 175ZM152 177V176H151ZM155 177H157V176H155ZM155 177H154V179H155ZM6 179L8 178V176L7 177H5ZM41 178V179H40ZM137 178H139V179H137ZM144 176L142 177V180H144V181H142L144 184H145V179H148V178H144ZM264 178V177H263ZM10 179L11 178H9V180L8 181H10ZM26 179V180H25ZM151 179H153V178H151ZM150 179V180H151ZM24 180V181H23ZM42 180V182H44ZM132 180V181H133ZM48 181V180H47ZM152 181V180H151ZM38 182V183H39ZM46 182V181H45ZM109 182V181H108ZM107 182V183H108ZM142 182H140L141 183V187L142 188H144V186L145 185H142ZM199 182H201V181H199ZM107 183H103L102 184V186L103 185H106ZM111 184H114V183H111ZM115 184L117 185V183L115 182ZM114 184V185H115ZM26 185V184H25ZM36 185H37V183H36ZM45 185V184H44ZM102 186L101 187H99L98 188V191L97 192H100V194L98 193V195L99 196H101L104 192H102V191H104V190H108L107 189V186H106V189H104V190H102L103 188H102ZM109 186H111L110 184H109ZM203 186V185H202ZM201 186V188H203ZM104 187V186H103ZM113 187V186H112ZM145 188H147V186H145ZM112 190V188L110 187L109 188V190ZM148 189H150L149 191H151V188H149V186H148ZM148 189H145V191H148ZM100 190V191H99ZM93 191H95V190H93ZM92 191V192H93ZM114 192V191H113ZM153 192H155V190H153ZM102 193V194H101ZM152 193V192H151ZM145 194H148V192L147 193H145ZM139 195H141V193L139 194ZM161 196L160 195V190L159 191H156L155 192V196ZM149 198L151 197V196H153L154 197V195H153V193L152 194H150V196H149V194L147 195ZM158 196V197H159ZM128 197H129V199H128ZM147 197V198H148ZM127 198V199H126ZM125 199H126V204L128 205H130V203L132 202L133 203V205H134V202H138L137 204H135L136 206L138 205V204H140V205H138L137 207H138V209L136 208V211H137V213L139 214V215H141V214H143V211H144V213H146V214H143V215H141L142 217H145V220H147V221H145V222H147L146 223V225L147 226H149L150 224H152L153 223V220H155V219H157V217H158V215H159V213H160V211L161 210H163L162 208H163V204H162V202L163 203H165V201H157L156 199L154 200V198L151 200V198L149 199L148 198V200L150 201L149 203L147 202V198L146 199H143L142 201H140L139 199L137 200L136 199V201H132L131 199H133V200H135V198H131V196L130 195H128L127 197H126ZM140 198V197H139ZM157 198V197H156ZM159 198H161V197H159ZM158 199V198H157ZM49 200V199H48ZM51 200V199H50ZM159 200V199H158ZM131 201V202H130ZM31 202H34V204L35 205H33V203H31ZM141 202H144V203H141ZM147 202V203H146ZM158 203V205H157V203ZM183 202V201H182ZM180 203V204H183V203ZM28 203V204H27ZM36 203H38V201L36 202V200L34 201H32V199H30V201L29 200H26V201H24V204L22 205V207L24 208L23 209V212H22V214H24V215H27V216H29V218H32V219H35V218H38L37 216H38V209H40V210H42L45 206L42 204V202H39L40 203V205H38V204H36ZM52 203V202H51ZM131 203V204H132ZM154 203V204H153ZM122 204V203H121ZM121 204L120 205H117V208H116V206L115 205H111V206H109V208L108 209H104L103 207V209H104V211L106 210L107 212H106V214L104 213H102L101 212V214L104 216L105 215V217L107 216V219L104 217L103 218V220L99 217V216H97L96 215V213L95 212H98V213H100V211H101V209L100 208H98L99 207V205H97V206H95L96 207V209H98V211L95 209V207H94V215L93 216H95V217H93L90 221H93V219H95V221H93V223L94 224H92L93 225V229H94V234H96L97 232L98 233H100L99 231H97L98 229L100 230V231H102V230H104V231H102V233L104 234V236H103V234H98L97 233V235H93V233L91 232V234H92V236H93V239H97L98 241L101 239V238H99L98 236L100 235V237H105V235H106V233L108 234L107 236L109 237V236H112V238H114L116 235H118V236H121V233H122V231H123V234L125 233L124 232V230H125V228H124V230L123 229H119L118 228V226H119V222H121V219H123V218H127V217H123V216H125L123 213L125 212V214L127 213V215H128V210H127V208L125 207V203H123L122 204V206L124 205V207H122L121 206ZM148 204V205H147ZM162 204V205H161ZM38 205V206H37ZM43 205V206H42ZM128 205V206H129ZM133 205H131V206H133ZM150 205V206H149ZM159 205L162 207H159ZM0 206H4L3 204H0ZM28 206V207H27ZM50 206V205H49ZM131 206L129 207L130 209H131ZM32 207V208H31ZM34 207V208H33ZM41 207H42V209H41ZM114 207H115V210H114ZM145 209H144V208ZM26 208V209H25ZM31 208V209H30ZM140 208V209H139ZM146 208L149 210H146ZM159 208H160V210H159ZM31 211H30V210ZM121 211H120V210ZM135 208H134V206L132 207V210H134ZM142 209V210H141ZM151 209V210H150ZM140 212H142V213H140ZM214 212V214H213V218L212 219H214V220H212V221H214V222H208V223H206V228L208 229V227L207 226H209V229L207 230V229H205V227L202 229L203 230V232L204 231H206V233H205V235H204V241H206L207 240V238L209 239L208 241H206V243L205 242H203L202 243V241L199 239L200 237L202 238L203 237V232L201 233V231H200V226L198 225V226H196L195 228H193V227H190L189 226V228L187 227V231H185L183 234H185V236L183 235V234H181V236L182 237H178V235L176 236V238H175V236L174 237H172L171 235V237H172V239H171V237L170 236H168L169 237V239H166L167 241H170V239L171 240H173V238L175 239V240H178L179 242H178V244L179 245H181L180 243H183V242H185V247H184V249L182 248L183 247V245H181L180 247H179V245L176 243V244H173V245H165V244H155L154 243V241L155 242H158L157 241V236L156 235H152L153 236V238H152V236H151V241L150 240H148V241H146L145 243H143L144 245L146 244V246H143V245H140L141 243H138L137 244V252H138V254L139 255H146V257L148 258V263L147 264H181V256H182V254L185 256V257H187V253H191V255L192 256H196V255H199V254H197V251L198 252H201L202 250H207V251H209L210 252V262L208 261V262H204V263H208V264H231L230 262L228 263L226 260V257L228 256V254H227V256L225 257V252H223V251H225V248H227V247H225V246H228L229 245V240L232 242V244H234V246H236L237 247V245H239L238 246V250H237V252H239L238 254H241V256L239 255V257H246L247 255H245L246 254V251H245V249H243L244 247L243 246H240V238L239 237H233V235H231L230 233L229 234H225V231H226V226L227 225H229V218H227V217H224V216H221L219 213L220 212H216V210H218L217 208H214V209H211V208H209V212L211 213L212 211ZM233 210V209H232ZM231 209L230 210H228L230 213H232L231 211H232ZM28 211V212H27ZM103 211V212H104ZM124 211V212H123ZM146 211V212H145ZM27 212V213H26ZM36 212V213H35ZM115 212V213H114ZM119 212H121V213H119ZM155 212V213H154ZM228 212V215L230 214ZM3 214H4V212H2ZM1 213V214H2ZM29 213V214H28ZM32 213H34V214H32ZM97 213V214H98ZM117 213V214H116ZM157 213V217H155V218H152V217H154L155 216V214ZM216 213V214H215ZM6 214H7V212H6ZM116 214V215H115ZM130 214H132V213H130ZM129 214V215H130ZM219 214V215H218ZM259 214H260V212H256L255 213V215H254V217H258L259 216ZM30 215H31V217H30ZM34 215V216H33ZM98 215H100V214H98ZM110 215V216H109ZM112 215H114L113 217H112ZM118 215V216H117ZM121 215V216H120ZM123 215V216H122ZM153 215V216H152ZM13 216V215H12ZM36 216V217H35ZM47 217L49 216V214L48 215H46ZM46 216L44 215L43 217L44 218H46ZM99 218V220H98V218ZM101 216V215H100ZM117 216V217H116ZM131 216V215H130ZM221 216V217H220ZM42 217V218H43ZM120 217H121V219H120ZM56 218V217H55ZM54 218V219H55ZM97 218V219H96ZM147 218V219H146ZM149 218H151V219H153V220H151V219H149ZM129 219H131V217H129ZM110 220H111V222H112V224L110 223ZM123 220H125V219H123ZM132 221H130L129 220V223L130 224H132V225H130V226H133L134 224H137L135 221H134V223H133V219H131ZM151 220V221H150ZM42 219H41V223H42ZM106 221H108V222H106ZM101 222V223H100ZM104 222V223H103ZM118 222V223H117ZM16 223H18V222H16ZM20 223V222H19ZM19 223H18V225H19ZM91 223V222H90ZM106 223V224H105ZM201 223V222H200ZM96 224V225H95ZM111 224V225H110ZM115 224H116V226H115ZM18 225H16L15 224V226H18ZM118 225V226H117ZM201 225L202 226H205L204 225V223L202 222L201 223ZM226 225V226H225ZM95 226H97L96 228H95ZM103 226V227H102ZM106 226H108V228L106 227ZM136 226V225H135ZM211 226V227H210ZM221 226V227H220ZM100 227H101V229H100ZM115 227H117L118 229H117V231H115L116 230V228ZM134 227V226H133ZM133 227L131 228L132 230H133ZM104 228H107V230L106 229H104ZM112 228V229H111ZM113 229H115V230H113ZM134 229H135V227H134ZM139 230H137V228L135 229V230H137V234L138 235H141L142 234V232H138V231H140V229L141 228H138ZM190 229V230H189ZM193 229V230H192ZM121 232H120V231ZM127 230V229H126ZM132 230H130V231H132ZM87 231H89L90 232V230H87ZM97 231V232H96ZM110 231H111V233H110ZM112 231H113V233H112ZM128 231V230H127ZM129 231V232H130ZM142 231V230H141ZM223 231V232H222ZM88 232V233H89ZM110 234H109V233ZM115 232V233H114ZM117 232V233H116ZM120 232V233H119ZM189 232V233H188ZM200 232V233H199ZM208 232V233H207ZM87 233V234H88ZM126 233H128V232H126ZM136 233V232H135ZM187 233V234H186ZM197 233V234H196ZM87 234H85V235H87ZM91 234L88 236L87 235V239H89V238H91L92 236H91ZM123 234H122V238L124 237L123 236ZM132 234V233H131ZM131 234H127V236L128 235H131ZM190 234V235H189ZM206 234H207V236H206ZM125 235V234H124ZM133 235H134V233H133ZM136 235V234H135ZM95 236V237H94ZM180 236V235H179ZM85 238L84 239H86V236H84ZM121 237H116V238H118V240L120 241V240H122V238ZM178 237V238H177ZM223 237V238H222ZM26 238H27V236H26ZM125 238H127L126 237V235H125ZM238 238V239H237ZM29 239V238H28ZM28 239H26V240H28ZM105 239V238H104ZM128 239V238H127ZM152 239H155V240H152ZM183 239V240H182ZM227 239H229V240H227ZM103 240V239H102ZM108 240V239H107ZM106 240V241H107ZM124 240V239H123ZM126 240V239H125ZM198 240V241H197ZM149 241L152 243V241H153V243L154 244H152V246H151V244L149 243ZM181 241V242H180ZM197 241V242H196ZM224 241V242H223ZM238 241V242H237ZM118 243V241H115V239L114 240H109V241H107V242H105V243H107V244H109V243H111V249H112V251H113V248H114V246L116 245V243ZM122 242H125V241H122ZM196 242V243H195ZM215 242V243H214ZM33 243H35V241L33 242ZM121 243V242H120ZM27 244V243H26ZM26 244H24V247H25V245ZM114 244V245H113ZM196 244H199V245H196ZM228 244V245H227ZM150 245V246H149ZM163 245H165V246H163ZM204 245V246H203ZM206 245V246H205ZM209 245V246H208ZM27 246H28V244H27ZM25 247L26 249L28 248V247ZM173 246H175V247H173ZM198 246V247H197ZM201 246H203V248L204 249H201L202 247ZM24 247H21L23 250L25 249ZM146 249H144V248ZM149 247V248H148ZM201 247V248H200ZM209 247V248H208ZM115 248H116V246H115ZM178 248H181V249H178ZM194 248V249H193ZM197 248V249H196ZM224 248V249H223ZM239 248L243 251H241V250H239ZM25 249V250H26ZM178 249V250H177ZM187 249V250H186ZM189 250V251H188ZM193 250V251H192ZM195 250V251H194ZM146 251V252H145ZM177 251V252H176ZM183 251V252H182ZM181 252V253H180ZM192 252H193V254H192ZM208 252V253H209ZM22 253H23V251H22ZM213 253H214V255H213ZM245 253V254H244ZM27 254H28V251H27ZM181 254V255H180ZM195 254V255H194ZM247 254H248V256H249V253L247 252ZM23 255H26V253H24ZM220 256H221V258H220ZM247 256V257H248ZM225 257V258H224ZM214 259V260H213ZM216 260V261H215ZM222 260V261H221ZM198 261V263L201 261V259H199V260H197ZM226 261V262H225ZM193 262H195V264H197L196 263V261L194 260ZM111 264H113L114 263V261H111L110 262ZM109 263V264H110ZM236 263V262H235ZM234 262L232 263V264H235ZM237 263H239V262H237ZM236 263V264H237ZM240 263H242V262H240ZM239 263V264H240ZM260 263H264V261L262 262H257L256 264H260ZM115 264V263H114ZM189 264H193L192 262H189ZM199 264H202V263H199ZM242 264H245L244 262L242 263Z\"/></svg>",
  "mask_w": 264,
  "mask_h": 264
}]
</instances>
